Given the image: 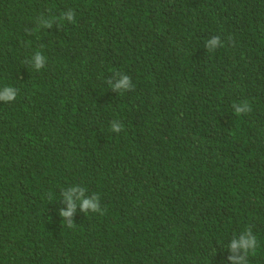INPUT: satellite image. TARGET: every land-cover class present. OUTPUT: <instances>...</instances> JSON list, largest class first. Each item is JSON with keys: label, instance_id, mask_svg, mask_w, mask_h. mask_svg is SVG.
I'll list each match as a JSON object with an SVG mask.
<instances>
[{"label": "trees", "instance_id": "obj_1", "mask_svg": "<svg viewBox=\"0 0 264 264\" xmlns=\"http://www.w3.org/2000/svg\"><path fill=\"white\" fill-rule=\"evenodd\" d=\"M5 86L0 264H231L246 228L264 264V0H0ZM73 186L105 214L69 228Z\"/></svg>", "mask_w": 264, "mask_h": 264}, {"label": "clouds", "instance_id": "obj_2", "mask_svg": "<svg viewBox=\"0 0 264 264\" xmlns=\"http://www.w3.org/2000/svg\"><path fill=\"white\" fill-rule=\"evenodd\" d=\"M67 19L69 23H75V12L72 9H69L66 13L59 18L60 21ZM45 27H51V22H44ZM223 46L219 36H214L211 40H208L206 47L209 52H212L216 46ZM46 63V58L41 52H36L33 57L34 69L40 71L44 68ZM109 86L113 90L123 93L125 91H131L134 88L131 78L127 74L120 76V79L116 83H112L111 80L108 81ZM17 97V89L12 86H5L0 90V101L5 103L15 101ZM235 110V115L239 116L242 114H248L252 111L251 105L248 101H243L241 103H234L232 105ZM111 130L115 133H120L124 130V125L119 121H112ZM86 188L73 186L67 190H62L63 200L67 205V210H60V216L64 218L67 222L69 228L73 227V222L71 220L76 208L77 202L79 201V207L82 212L88 213H99L104 215L106 209H102L100 205V196L96 193H93L91 197H85ZM258 247V240L256 235L253 234L251 228H246L238 236H234L231 240L228 248L232 253L228 259L231 261V264H248V256L254 254ZM237 253H240L237 255Z\"/></svg>", "mask_w": 264, "mask_h": 264}]
</instances>
